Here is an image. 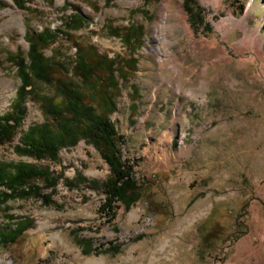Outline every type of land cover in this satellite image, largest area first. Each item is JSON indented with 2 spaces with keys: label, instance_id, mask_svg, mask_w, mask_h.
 Here are the masks:
<instances>
[{
  "label": "rangeland",
  "instance_id": "obj_1",
  "mask_svg": "<svg viewBox=\"0 0 264 264\" xmlns=\"http://www.w3.org/2000/svg\"><path fill=\"white\" fill-rule=\"evenodd\" d=\"M184 1L30 0L20 9L0 0V116L25 109L22 131L46 121L32 99L14 107L20 79L11 58L28 51L27 31L62 29L79 10L85 26L62 31L45 54L70 69L79 43L125 69L110 118L142 193L130 207L117 203L109 220L100 207L110 168L92 144L81 140L57 162L37 161L14 152L19 132L0 145V162L48 167L62 178L52 205L30 198L0 207V227L10 216L31 222L16 243L0 246V264H264V0H193L203 10L198 29ZM133 28L141 41L127 43ZM57 78L82 87L73 73ZM94 104L103 109L100 98ZM82 238L121 247L85 254Z\"/></svg>",
  "mask_w": 264,
  "mask_h": 264
},
{
  "label": "trees",
  "instance_id": "obj_2",
  "mask_svg": "<svg viewBox=\"0 0 264 264\" xmlns=\"http://www.w3.org/2000/svg\"><path fill=\"white\" fill-rule=\"evenodd\" d=\"M107 4L114 0H105ZM15 6L25 9L30 0H13ZM65 7V6H64ZM184 8L189 15L191 24L198 29L203 18L202 8L193 0H185ZM85 16L79 10L75 14L62 19V29H44L41 32L29 30L25 39L28 51H19L12 56V63L17 69L20 86L16 92L14 107L19 108L27 99L37 102L47 119L41 124H34L25 131L21 130L23 118L17 115L0 116V145L12 142L20 132L19 143L14 152L20 157L37 161L48 160L57 162L59 152L63 148L74 147L79 141L85 140L92 144L110 168V176L101 184L105 200L100 212L115 218L117 203L130 207L141 197V188L134 178V167L123 158L121 142L123 137L110 116L116 111L115 99L119 94V78L128 80L125 69L115 60L98 52L89 45L75 43L77 56L69 69V61H56L45 51L57 41L59 34L78 31L85 26ZM209 30V28H207ZM64 31V32H62ZM115 35L121 36L117 29ZM140 30H130L124 35L127 43L141 41ZM2 53L0 52V64ZM135 63L132 61V64ZM129 65L127 68H130ZM73 73L81 80L82 87L73 81L58 79L57 74ZM37 85L52 88L53 93L43 94L36 90ZM84 88H88L86 92ZM92 92L91 94H88ZM101 99L98 110L94 103ZM62 176H54L48 167L42 168L30 163L0 162V207L16 199H40L46 205H52L51 196L56 191ZM80 184L87 183L97 187L96 181H88L78 175ZM37 182L43 183V186ZM72 181L69 184L72 185ZM44 188L51 193H43ZM11 225L0 227V246L8 247L17 242L31 222L26 219L16 220L10 216ZM79 244L85 254L101 253L105 244L94 247L92 240L82 238ZM121 246L110 243L103 251L117 253Z\"/></svg>",
  "mask_w": 264,
  "mask_h": 264
},
{
  "label": "bare ground",
  "instance_id": "obj_3",
  "mask_svg": "<svg viewBox=\"0 0 264 264\" xmlns=\"http://www.w3.org/2000/svg\"><path fill=\"white\" fill-rule=\"evenodd\" d=\"M13 23H15V17H13L12 19H11V21H10V24H13ZM136 214H135V211L131 214V217H133V216H135ZM195 218L197 217V216H199V214H194L193 215ZM190 221V220H189ZM188 222V221H187ZM185 224V222H182V223H180L179 224V226H178V230L180 229H186V227L187 226H183ZM191 224V223H190ZM174 231H171V232H169V233H167V234H165V236H164V238H168L170 241L173 239L172 238V233H173ZM178 232H180V231H178ZM179 255H180V253H179Z\"/></svg>",
  "mask_w": 264,
  "mask_h": 264
},
{
  "label": "water",
  "instance_id": "obj_4",
  "mask_svg": "<svg viewBox=\"0 0 264 264\" xmlns=\"http://www.w3.org/2000/svg\"><path fill=\"white\" fill-rule=\"evenodd\" d=\"M25 113H26V110H25V109H24V110H21V111L18 112V114H19L20 116H24Z\"/></svg>",
  "mask_w": 264,
  "mask_h": 264
}]
</instances>
